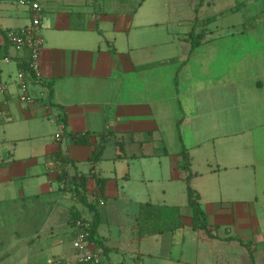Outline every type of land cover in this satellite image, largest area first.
<instances>
[{
	"label": "crops",
	"instance_id": "1",
	"mask_svg": "<svg viewBox=\"0 0 264 264\" xmlns=\"http://www.w3.org/2000/svg\"><path fill=\"white\" fill-rule=\"evenodd\" d=\"M17 1L0 0V29L30 24ZM147 1L111 10L103 0H38L44 46L27 101L17 75L29 52L0 47V202H29L51 231L66 229L77 209L93 216L64 191L83 185L107 264H253L264 240V37L193 39L197 21L183 31ZM189 185L215 238L193 228ZM147 203L182 207L183 226L140 236ZM34 216L19 215L24 226ZM186 231L201 233L192 260L178 240Z\"/></svg>",
	"mask_w": 264,
	"mask_h": 264
},
{
	"label": "rangeland",
	"instance_id": "2",
	"mask_svg": "<svg viewBox=\"0 0 264 264\" xmlns=\"http://www.w3.org/2000/svg\"><path fill=\"white\" fill-rule=\"evenodd\" d=\"M103 1L101 7L119 10L137 6L142 0H123L124 3L115 0ZM8 2L14 9L21 8L17 0H8ZM87 2L95 6L99 0H87ZM147 3L153 9L171 16L172 21H183V31L190 30L188 27L185 28V25L197 21L194 27L195 36L201 33L202 39L229 35L246 39V42L248 38L264 37V0H148ZM171 26L174 30L178 29L175 24ZM236 46L243 48L247 44L238 43ZM259 183L260 186H264L263 179ZM64 191L76 193L74 188ZM73 196L77 205L82 208L79 196ZM30 207L29 202L25 203L20 199L0 202V264H77L73 255L70 226L75 225L77 220L91 219V215L88 212L84 215L77 209L71 220H67L69 227L55 228L51 231L45 226L47 213L30 211ZM26 208L28 214L34 213L35 216L31 220L28 219L27 223L25 221L26 226H24L23 219L19 215L26 213ZM53 221L59 223V220L52 219L51 223H54ZM200 235V232L192 234L186 231L178 237L179 240L184 236V244L188 245L185 252L188 260H192L195 256L193 250L195 245L200 243L198 241ZM104 253L106 254L105 250ZM252 253L255 264H264V240ZM173 255H181L180 247L175 248ZM247 259L250 261L249 255ZM244 263L243 261L242 264Z\"/></svg>",
	"mask_w": 264,
	"mask_h": 264
},
{
	"label": "built area",
	"instance_id": "3",
	"mask_svg": "<svg viewBox=\"0 0 264 264\" xmlns=\"http://www.w3.org/2000/svg\"><path fill=\"white\" fill-rule=\"evenodd\" d=\"M28 5L30 11V24L22 29H0V47L15 50H27L29 52L28 71L19 72L17 75L18 85L25 92L24 101L29 100L27 96L28 86L34 80H40V52L44 46L42 36L43 10L38 0H23ZM8 60V59H7ZM5 86H0V91H4ZM60 138V135H57ZM51 170H56L62 175L63 170L60 163L51 162ZM70 180L63 177L62 188L69 186ZM105 202L100 201L104 206ZM75 232L73 248L76 253L77 264H107L104 250L99 245L97 235L93 234L92 224L87 220H77L75 222Z\"/></svg>",
	"mask_w": 264,
	"mask_h": 264
},
{
	"label": "trees",
	"instance_id": "4",
	"mask_svg": "<svg viewBox=\"0 0 264 264\" xmlns=\"http://www.w3.org/2000/svg\"><path fill=\"white\" fill-rule=\"evenodd\" d=\"M192 38L194 39L195 34L192 33ZM197 38H203L202 34L198 35ZM197 44L194 45L196 47ZM163 63H158L156 65H161ZM78 143L86 142L84 140H78ZM103 151L101 147L100 154ZM182 155L185 159L184 168L187 169L189 166V157L184 150ZM82 186V188H80ZM76 194L80 198V202L93 214L91 219H83L90 221L92 224L93 234L97 235V229L100 225V214L97 210L95 203L88 202L86 195L84 194L83 185L76 187ZM188 207L191 210V217L193 220V228L195 230L205 231L210 238H215L209 230L208 218L206 212L204 211L200 195L195 191L190 185L188 186ZM182 207L180 206H158L151 203L142 204L140 206V236L163 234L165 232L175 233L178 229L183 226L182 219ZM100 247H103L101 242H99ZM253 259V258H252ZM253 264H255L253 260Z\"/></svg>",
	"mask_w": 264,
	"mask_h": 264
}]
</instances>
